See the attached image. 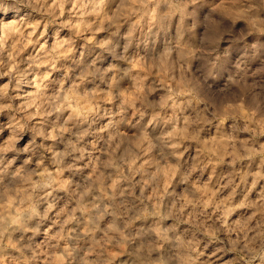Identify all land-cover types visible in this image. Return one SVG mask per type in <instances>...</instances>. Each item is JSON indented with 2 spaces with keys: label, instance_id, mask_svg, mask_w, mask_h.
I'll use <instances>...</instances> for the list:
<instances>
[{
  "label": "clouds",
  "instance_id": "clouds-1",
  "mask_svg": "<svg viewBox=\"0 0 264 264\" xmlns=\"http://www.w3.org/2000/svg\"><path fill=\"white\" fill-rule=\"evenodd\" d=\"M0 264H264V0H0Z\"/></svg>",
  "mask_w": 264,
  "mask_h": 264
}]
</instances>
